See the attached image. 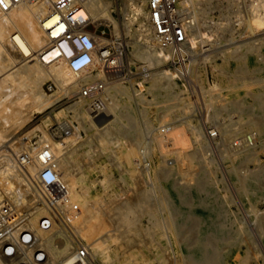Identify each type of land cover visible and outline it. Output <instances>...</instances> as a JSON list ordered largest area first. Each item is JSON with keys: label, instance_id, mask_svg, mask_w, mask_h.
<instances>
[{"label": "built area", "instance_id": "obj_1", "mask_svg": "<svg viewBox=\"0 0 264 264\" xmlns=\"http://www.w3.org/2000/svg\"><path fill=\"white\" fill-rule=\"evenodd\" d=\"M125 1L129 4V26L124 20ZM200 1L183 4V0H0V13L7 17L22 4L33 12L41 42L35 45L21 28L13 27L5 46L21 59L42 65L63 63L76 73V89L62 97L84 105L90 118L99 120L110 98L121 95L117 86L129 87L131 93L147 94L144 84L151 76L150 67L134 54L136 51L156 53L162 59L166 79L187 95L194 92L192 78L203 79L198 65L217 63L218 59L222 63L224 53L235 47L244 54L252 51L257 43L252 23L254 0H210L214 5H227L212 10L210 16L216 23L206 20L207 0ZM92 5L97 8H91ZM136 5L144 9V15L136 12ZM81 7L84 14L77 13ZM221 17H226L228 23ZM218 70L210 72L211 78L217 77ZM205 72L204 86L210 89L212 85ZM56 88L52 77L43 83L46 94ZM170 98L163 101L170 110L167 117L172 115L176 103ZM156 106L162 108L163 104ZM143 110L140 122L144 135L134 169L141 177V187H145L142 190H148L156 187L158 174H176L165 166L154 168L151 153L154 144L160 145L164 156L174 151L171 128L174 123L186 122V115L173 113L169 119H152L145 106ZM75 122L72 115L57 119L48 127L49 138L71 136L76 130L85 134L84 128L95 129L89 123L77 129L79 123ZM206 135L216 142V129H207ZM239 142L235 139L233 148H238ZM2 180L5 182L0 179V264H106L81 233L77 222L81 207L70 199L69 187L57 167L49 140L25 145L14 158L9 181Z\"/></svg>", "mask_w": 264, "mask_h": 264}, {"label": "rangeland", "instance_id": "obj_2", "mask_svg": "<svg viewBox=\"0 0 264 264\" xmlns=\"http://www.w3.org/2000/svg\"><path fill=\"white\" fill-rule=\"evenodd\" d=\"M257 1L254 0L253 6ZM205 5L208 12L206 20L216 23L210 15L217 6L210 0L205 1ZM128 7L125 1L123 11L127 26L131 23ZM225 19L224 22L228 23V19ZM7 31L10 33L11 30ZM254 32V40L257 43L251 48L252 51L245 55L255 67L238 73V82L230 87L221 82L220 68L227 66L218 59L217 63L198 65L197 71L199 68L203 79L198 81L195 77L192 78L195 86L193 95L182 94L177 85L166 87L163 84L165 87L151 90L153 80L149 78L144 84L148 92L142 95V103L139 100L134 102L124 93L116 96L109 106L110 114L118 111L126 115L128 107L132 105L134 115L131 114V117L135 118L132 120L134 124L131 122L121 125L122 130L118 126L112 127L108 122L99 124L94 120L95 125L90 126L93 125L95 129L84 128L85 134H79L76 130L71 136L53 140L49 138L48 127L61 117L72 115L76 119L75 123H79L76 124L77 129L85 127L83 123L87 122H82L83 119L74 111L78 106L85 109L84 105L66 101L62 97L64 94L57 95L55 98L58 100H55L52 106L42 111H34L23 122H18L11 115L14 106L9 104V99L17 97L12 94L8 96L6 108L0 112V128L2 126V130H6L3 139L9 138L8 141L2 140L0 145L8 142L16 147L20 145L18 153L25 145H36L40 139H50L51 145L54 142L65 145L67 139H75L74 157L78 171L81 172L77 173V169L73 172L78 181V190L86 191L90 200L96 201L100 207L111 209L127 201L126 199H130L128 202L140 201L141 192L147 193L144 200L146 204L152 203L154 217L144 211L139 220L137 219L136 226L131 227L127 233L128 235L134 232L135 239H127L126 235L124 239L120 236V241L118 239L117 242L111 243L109 253L112 261L109 264H264V129L258 130L254 124L239 119L241 115L246 114L245 110L233 106L238 94L241 96L238 99L245 106L251 101L252 92L264 88V26L259 30L254 27ZM128 34L129 37L132 36L130 32ZM236 48L240 50L239 47L233 49ZM142 52V58H139L143 60L148 52ZM232 63L230 61L228 66H233ZM149 67L151 74L164 69L162 63ZM215 69H219L217 77L214 75L211 78L210 72ZM205 71L208 72L212 85L210 89H205L204 86ZM58 90L59 88H56L49 95ZM127 93L132 94L129 87ZM158 94L160 100L154 102L153 99L158 97ZM169 97L176 102L173 113L186 115L183 118L186 122L174 123L171 128L174 151L164 156L160 145L154 144L151 155L154 168L165 166L176 171V174L160 173L155 177V188L142 190L145 187H141V177L134 169V159L139 154L144 135L143 122H140L143 113L140 112L144 111L145 106L150 118H166L170 115V110L165 108L166 103L163 101ZM162 104L161 109L156 106ZM2 106L0 103V107ZM86 117H89L87 113ZM124 117L123 120H126ZM209 128L217 130L216 142L207 137L206 131ZM175 134L176 137H181V141L184 139L180 142L182 145L185 143L183 146L174 144ZM111 137L113 141L110 140ZM103 139L111 142L101 149L100 142L104 141ZM235 139L240 141L238 148H233L232 142ZM87 150L90 151L89 156L85 154ZM244 152L251 153V158L238 163L242 157L239 155ZM167 157L171 159L168 160ZM2 179L3 177L1 181L5 182ZM102 179H106V182H101ZM155 220L157 222H153ZM111 227L114 226H109L108 229ZM98 258L104 262L101 256L98 255Z\"/></svg>", "mask_w": 264, "mask_h": 264}, {"label": "bare ground", "instance_id": "obj_3", "mask_svg": "<svg viewBox=\"0 0 264 264\" xmlns=\"http://www.w3.org/2000/svg\"><path fill=\"white\" fill-rule=\"evenodd\" d=\"M189 1L190 0H183V4ZM197 1L198 3L202 2L200 0H197ZM126 2L128 4V1ZM263 4H264V0H258L257 3L254 4L253 6L254 14H253L252 23L254 24V27L256 28V30L257 29L259 30L262 28V26H264V5ZM215 5L219 6L221 9L227 7V5L220 4V3L215 4ZM204 7H205L204 13H206L207 15L208 12L206 11L205 3H204ZM91 8L96 9L97 5H92ZM135 10L137 13H142V15L145 14L144 9L142 7H138L136 5ZM77 13L84 14L85 12H84V9L81 7L77 10ZM221 18L224 21L226 17H221ZM5 26L10 30L13 27L21 28L25 32L27 37L31 40V42H33L35 45H38L41 42V38H40L39 31L37 29L36 18L33 12L26 5L22 4L18 6L7 17H3L0 13V103L3 105L2 107H0L1 108L0 112H3V110L6 108L5 107L7 106L6 103L9 102L8 96L15 94L17 95L16 98L14 96L13 99H9L11 102L9 104L14 106V108H12L11 115L14 118H16L17 121L19 120L20 122H23V120L26 117H30L32 112L42 111L48 106H50L51 104H53L55 100H58V98H55L57 95H62L67 92H70L71 90L76 89L75 80L77 78V74L71 72L63 63L53 62V63H50L49 65H42L36 61H27V60L21 59L17 53L10 51L5 46V43L8 41V37H9V33H7L8 29L5 28ZM143 51H145V49ZM147 52L148 53L146 55L144 54L145 56L143 57V60L147 61L148 66L159 65V63H161L162 59L159 58L156 53H152L150 51H147ZM140 53L136 51L134 54L138 58L140 56L142 58L143 52L141 53V55H139ZM230 61L233 62L232 63L233 66L229 67L228 64L230 63ZM223 63H225L227 67L224 66L223 68H220L219 73H221L222 75V77L220 76L221 77L220 79L222 80L221 82L226 86L228 85V87L238 82V76H239L238 73L241 74V72L250 70L255 67L254 64L253 65L250 64V59L247 58V56L243 52L238 50L237 48L235 50L232 49L229 53H224ZM48 77L54 78L55 82L57 83V88H59V90L52 95L44 93V90H43V83ZM151 78L153 80V83L150 86L151 90L161 89L162 87H165V85L166 87L173 85L172 84L173 82L170 79H166L167 77L165 75L164 69L151 74L150 79ZM117 89L120 92L126 94L128 97H130L134 102L138 100L140 103L143 102L142 100L143 94H137L138 92L134 93L133 91H132V94H128L127 87L121 86V85L117 86ZM239 95L240 94H238L236 98L237 100L234 103L232 102L234 107L238 109L241 108V110L242 109L245 110L244 112L246 114L241 115L239 119H243L244 122H250L254 124V126H257L258 130L264 129V88H258V90H256L255 92H252L250 95L251 101H249L248 105H245V106H243L242 105L243 103H241V101L238 99L239 97H241ZM159 96L160 95L158 94V97H155L153 101L159 102L158 101V99L160 98ZM112 100L113 98H110L107 104V108H106L107 114H106V111L102 113L100 117L101 119L99 120L91 119L89 118L90 116L86 117V113H84L85 109L79 108V106L78 108H75L74 111H75V114H78V116H80V118L83 119L82 122H87L89 124H94L93 123L94 120L96 122H99V124L108 122L107 124L111 125L112 127L118 126L120 130H122L121 125L123 126V124L128 125L131 122H132L131 124H134L132 120H134L135 118L132 119L131 117V114L133 113L132 105H130L129 107L127 106L129 109L127 110L128 113L125 112L126 115H122L118 111H116V113L114 114H110L109 106L112 105ZM162 100L163 99H161V101ZM165 100L166 99H164V101ZM133 115L134 114H132V116ZM124 116L126 117V120H123L122 117ZM103 127L105 128V126ZM4 133H6V130L4 129L2 130V126H1L0 143L1 142L3 143V141L6 140V139H3ZM174 136L175 138H173L174 139L173 142L176 146H183L185 144V143L183 145L182 143L180 144V142H183L184 139L183 141H181L180 139L181 137L180 138L176 137L177 136L176 134ZM8 139L9 138H7L6 141H8ZM47 140H50V139H47ZM103 140L104 141H101V142L99 141L101 149H103L105 146H107L111 142V141H105V139ZM110 140L113 141V138ZM74 142H75V139H67L65 142L66 143L65 145H63V143L61 142H54L52 143L51 148L56 157V164L62 175V178L69 187L70 199L80 204L79 206L81 207V210L77 216V222L80 226L81 233L83 237L91 244L92 250L97 254V256L98 255L101 256L102 260L106 264H109L112 261V258L109 253L111 243L117 242L120 236L122 237L121 239H124L128 231L130 230V228L136 226L137 219L139 220V216H141V214H143L144 211H147L151 213V215H153L155 213L154 207L152 203L146 204L144 199L146 198L147 193L145 192L144 193L141 192L142 193L141 196L139 195L142 198V199L139 198L140 201L135 200L136 201L135 202L134 200H131L132 202L130 201L131 202L130 203L128 202V200L130 199H126L127 201H124L122 203L120 202L121 204L111 207V209L104 208V206L100 207L96 201L94 202L93 200H90V196L88 193H86V191L82 192L78 190V181L75 178L76 175L74 176L73 170L77 169L78 171L79 169L77 160L74 157V152H76ZM8 144L6 143V144L0 145V164L3 165V167L0 165L2 167L0 168V179L3 177V179H7V181H9L8 175L13 172L14 158L16 154L19 153V152L17 153V150H19L18 147L20 146L18 145V147H16L15 144H12V143L9 145ZM10 148L12 151L9 152ZM179 151H181V149ZM85 154H88L89 156L90 151L87 150ZM250 154H247V152L241 153L239 156H242V157H240L238 163L246 161L249 158H251L249 157ZM253 154L254 153H252V156ZM178 157L180 156L178 155ZM232 158L234 160V157ZM80 172L78 171L77 173H80ZM101 182L105 183L106 179H102ZM153 222H157V220ZM109 226H114V227L113 228L111 227L110 229H108ZM133 233L134 232H130L127 235V239H131L134 236ZM137 264L139 263L137 262ZM189 264H193V263L190 262ZM205 264H208V263H205Z\"/></svg>", "mask_w": 264, "mask_h": 264}]
</instances>
